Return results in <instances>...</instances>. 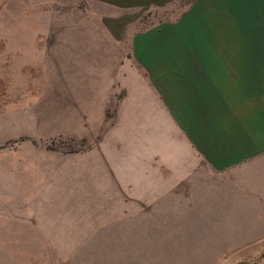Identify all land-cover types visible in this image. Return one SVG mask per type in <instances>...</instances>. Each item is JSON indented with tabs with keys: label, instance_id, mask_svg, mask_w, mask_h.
Returning <instances> with one entry per match:
<instances>
[{
	"label": "rangeland",
	"instance_id": "1",
	"mask_svg": "<svg viewBox=\"0 0 264 264\" xmlns=\"http://www.w3.org/2000/svg\"><path fill=\"white\" fill-rule=\"evenodd\" d=\"M182 10L0 0V264H264V152L210 165L131 95L132 34Z\"/></svg>",
	"mask_w": 264,
	"mask_h": 264
},
{
	"label": "crops",
	"instance_id": "2",
	"mask_svg": "<svg viewBox=\"0 0 264 264\" xmlns=\"http://www.w3.org/2000/svg\"><path fill=\"white\" fill-rule=\"evenodd\" d=\"M94 1L102 10L184 8L177 18L132 34V65L135 60L142 75L130 87L140 92L131 95L150 120L177 123L183 137L175 140L206 155L210 165L264 152V51L222 48L223 42L259 41L245 27L264 26L258 16L264 0H191L185 7L183 0ZM174 152L186 150L175 142Z\"/></svg>",
	"mask_w": 264,
	"mask_h": 264
}]
</instances>
